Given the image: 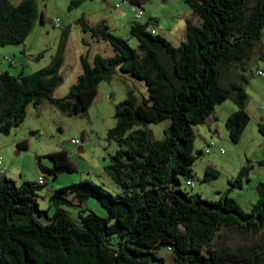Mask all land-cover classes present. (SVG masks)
Here are the masks:
<instances>
[{
	"label": "trees",
	"instance_id": "1",
	"mask_svg": "<svg viewBox=\"0 0 264 264\" xmlns=\"http://www.w3.org/2000/svg\"><path fill=\"white\" fill-rule=\"evenodd\" d=\"M183 1L198 22L185 19L177 45L151 33L147 21L131 20L128 32L136 40L131 47L103 20L89 25L76 19L82 31L107 42L113 53H95L91 60L80 54V72L62 97L52 92L62 79L66 28L46 65L25 74L0 71V134L21 122L28 104L43 100L67 115H83L97 84L109 81L115 71L140 80L145 89L140 95L126 90L113 106L114 124L106 137L117 147L104 166L117 187L113 194L82 179L49 192V215L35 202L45 177L40 174L42 183H16L2 175L0 161V264H165L158 254L162 248L176 264H264L260 245H216L219 258L210 250L220 229L256 233L264 228V182L256 183V199L245 212L225 193L218 200L202 199L182 189L179 179L186 185L193 181L192 126L216 104L229 98L235 106L224 120L230 141H238L248 121L243 70L259 43L264 0ZM36 17L34 0H0V45L21 43ZM225 72L230 75L226 80ZM165 118L164 137L152 139L145 125ZM257 129L264 145V124ZM17 145L25 147L24 141ZM46 157L51 166L38 163L42 174L56 177L76 170L64 149ZM245 172L243 167L231 185ZM216 176L217 171L205 168L201 180ZM88 197L104 208V217L87 208ZM73 206L79 207L74 218Z\"/></svg>",
	"mask_w": 264,
	"mask_h": 264
},
{
	"label": "rangeland",
	"instance_id": "2",
	"mask_svg": "<svg viewBox=\"0 0 264 264\" xmlns=\"http://www.w3.org/2000/svg\"><path fill=\"white\" fill-rule=\"evenodd\" d=\"M34 1L37 17L23 41L0 45V71L11 75L25 74L46 65L56 49L63 29L66 28L65 62L60 70L62 79L53 90V97L64 96L74 82L80 72V54H86L89 59L94 53L102 56L112 54V48L107 42L95 40L88 32L82 31L76 19L82 18L89 25L105 19L110 31L125 39L131 47L136 45L135 38L128 32L132 22L129 18L131 11H137L140 15L134 21H147L149 28H153L155 33L161 34L173 45L180 42L176 30H180L184 36L185 19L197 22L196 16L192 15L193 12L183 0H141L138 7L130 4L128 0H77L74 4L71 0ZM54 19H57L58 27L53 26ZM182 33L179 34L182 36ZM257 70L264 72V25L258 46L244 65V110L249 118L238 141H230L224 127L226 116L232 112L230 109H235L234 104L227 98L216 104L202 123L192 126V152L195 158L191 168L194 186L186 185L185 179L179 178L180 187L185 191L198 194L209 201L218 200L225 193L245 212L250 210L256 199V183L264 182V145L257 129L258 124H264V81L257 75ZM224 77L225 80L228 79L229 73L225 72ZM128 89L136 95L145 94L140 80L115 71L109 81L104 80L97 84L96 92L89 100L83 115H67L46 100L35 106L28 104L21 122L7 134H0V161L6 168L4 176L17 181L18 172H21L24 181L35 182L38 173L43 175L47 184L37 189L35 202L40 210L47 209L49 215L53 206L49 207L51 202L48 188L55 189L85 179L101 184L113 194L117 187L107 176L104 166L109 163L110 155L117 145L113 139L106 137V131L114 124V104L125 97ZM168 125L169 119L165 118L159 122L147 123L145 127L152 139L161 140ZM72 137L79 138L80 142H70ZM20 141H24L25 147L17 145ZM209 141L216 143V147H210L204 152ZM218 148H222V152ZM60 149L66 150L76 170L59 173L56 177L46 172L42 174L38 163L50 167L51 162L46 154ZM199 150L203 153L199 154ZM243 167L246 172L238 177L234 186L231 185V181L237 178ZM205 168L217 171V176L202 181ZM86 199L89 201L87 208L90 211L100 217L105 216L104 208L96 199ZM70 208L74 218L79 207ZM218 234L221 237H216L210 247L215 258L219 257L214 246L220 244L230 248L255 244L264 248V228L256 233H244L236 228L220 229ZM158 254L164 258L165 264H176L168 249L162 248L158 250Z\"/></svg>",
	"mask_w": 264,
	"mask_h": 264
},
{
	"label": "built area",
	"instance_id": "3",
	"mask_svg": "<svg viewBox=\"0 0 264 264\" xmlns=\"http://www.w3.org/2000/svg\"><path fill=\"white\" fill-rule=\"evenodd\" d=\"M139 17H140L139 13L137 11H135L134 14L132 15V20L139 19ZM52 24H53V26L58 27V21H57V19H54ZM150 32L151 33H154L155 30L152 28V29H150ZM257 75L264 81V72L262 70H257ZM70 142L77 144V143L80 142V140H79V138L72 137V138H70ZM210 147H216V143H214L212 141H209V143L207 144V147H205L204 152H207L208 151V148H210ZM218 150H219V152H222V148H218ZM2 170H3V168H0V172H2ZM36 181L38 183H42L43 178H42V176L40 174L37 176ZM186 183L190 187L193 186L192 179H188L186 181Z\"/></svg>",
	"mask_w": 264,
	"mask_h": 264
},
{
	"label": "crops",
	"instance_id": "4",
	"mask_svg": "<svg viewBox=\"0 0 264 264\" xmlns=\"http://www.w3.org/2000/svg\"><path fill=\"white\" fill-rule=\"evenodd\" d=\"M129 1V3L130 4H132L133 6H136V7H138L139 6V4H140V2H141V0H128ZM117 3H115V5H116ZM131 12H132V14H131ZM130 12V14H129V18H130V20H132V15L134 14V12L133 11H131ZM192 15H194V16H196L195 14H192ZM196 18H197V16H196ZM103 21L105 20V19H102ZM105 23H106V21H104ZM197 22H198V18H197ZM197 22H193V23H197ZM107 24V23H106ZM182 31V30H181ZM155 33V32H154ZM176 35H178V40H182L183 39V33L182 32H180V30H176ZM179 33H182V36L179 34ZM159 34V33H158ZM161 35V34H160ZM164 37V36H163ZM96 40V39H95ZM65 47H66V45H65ZM112 53H113V51H112ZM95 54V53H94ZM93 54V55H94ZM92 55V56H93ZM112 55V54H111ZM92 58V57H91ZM89 59V58H88ZM89 60H91V59H89ZM64 62H65V56H64V54H63V62H62V64H61V66H60V70H61V67L63 66V64H64ZM231 111H233V108H231L230 109ZM231 113V112H230ZM214 115V114H213ZM83 166L85 165V164H82ZM1 166H3L4 167V172L6 171V168H5V166L4 165H2V163H1ZM45 166H47V165H45ZM86 168V167H85ZM86 170V169H85ZM84 172H87V171H84ZM39 174V173H38ZM38 174H37V176H38ZM2 175H4V174H2ZM22 176V174H21V172H18V178L19 179H17V181L16 180H14L16 183H20V182H22V181H24V177H21ZM37 176H36V178H37ZM45 182H46V184H47V179H45ZM53 188V187H52ZM52 188H48L47 189V192L48 191H51L52 190ZM86 204H87V206H89V201L87 200L86 201Z\"/></svg>",
	"mask_w": 264,
	"mask_h": 264
}]
</instances>
